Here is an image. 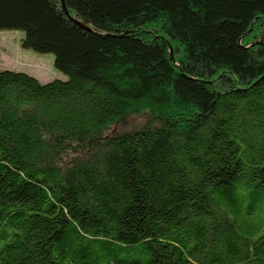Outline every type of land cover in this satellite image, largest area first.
<instances>
[{
    "label": "trees",
    "instance_id": "1",
    "mask_svg": "<svg viewBox=\"0 0 264 264\" xmlns=\"http://www.w3.org/2000/svg\"><path fill=\"white\" fill-rule=\"evenodd\" d=\"M0 30L68 76L0 68V264H264L238 227L239 193L264 215V0H0Z\"/></svg>",
    "mask_w": 264,
    "mask_h": 264
},
{
    "label": "rangeland",
    "instance_id": "2",
    "mask_svg": "<svg viewBox=\"0 0 264 264\" xmlns=\"http://www.w3.org/2000/svg\"><path fill=\"white\" fill-rule=\"evenodd\" d=\"M23 35L22 31L0 30V68L29 73L41 82L55 79L67 80L68 76L56 69L54 54L50 52L41 53L23 47L20 40ZM150 118L147 113L141 116L130 115L118 122L114 130L116 129L118 132L131 130L147 123ZM238 196V227L244 235L251 236L252 231H256L261 225H264V215L260 209L263 206L259 202L255 205V210L251 214H247L245 208L250 205L251 198L247 193L245 195L239 193ZM107 255L114 257L115 263L113 264H143L150 257L149 252L143 249L141 245L127 249H119L115 246H97V251L86 259L93 264H106L105 258Z\"/></svg>",
    "mask_w": 264,
    "mask_h": 264
},
{
    "label": "water",
    "instance_id": "3",
    "mask_svg": "<svg viewBox=\"0 0 264 264\" xmlns=\"http://www.w3.org/2000/svg\"><path fill=\"white\" fill-rule=\"evenodd\" d=\"M62 2L64 3V0H62ZM258 42V41H257ZM171 53H172V51H171Z\"/></svg>",
    "mask_w": 264,
    "mask_h": 264
}]
</instances>
